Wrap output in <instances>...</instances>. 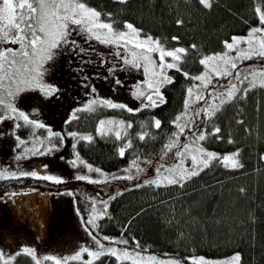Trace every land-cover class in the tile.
I'll use <instances>...</instances> for the list:
<instances>
[{
	"label": "snow or ice",
	"instance_id": "1",
	"mask_svg": "<svg viewBox=\"0 0 264 264\" xmlns=\"http://www.w3.org/2000/svg\"><path fill=\"white\" fill-rule=\"evenodd\" d=\"M198 3L208 9L213 6V0H198ZM251 11L252 18L245 22L246 32H233L223 39L222 50L200 53L198 59L202 69L191 71L182 66L189 47L180 43L179 35L171 37L175 46H166L161 42L162 37L144 33L131 20L116 19L113 12L94 6L90 0H0V122L11 121V127L0 130V137L11 135L15 138L16 161L33 155L55 154L68 146V138H71V153L60 159L72 166L86 167L87 173L77 171L74 178L103 185L100 192L108 193L102 199L95 195L85 196L90 209L86 218L81 205L75 208L94 244L82 243L70 255L45 253L44 257L29 244H22L11 253L0 248V264H13L20 254L30 255L35 264H43L44 259L55 264H68L69 261L109 264L101 261L105 254L115 257V264L128 261L131 264H185V259L192 264H242L241 251L224 258L203 254L186 258L165 254L162 258L140 250L135 236L131 237L136 245L133 248L128 246L127 238L99 233L98 221L109 215L110 202L129 189L184 186L213 162L230 169L243 167L240 148L221 152L206 147L202 141H207L209 136L221 140V126L215 123L218 113L226 105L246 97L257 86L264 87V0H255ZM175 23L182 24L183 20L177 19ZM101 46L106 49L102 50ZM190 47L197 49L195 43ZM252 58H257L256 64L243 63ZM101 69L106 70V74ZM133 69H142L144 76L128 87L134 100L100 94L95 80L108 81L115 93L126 84L121 70L131 72ZM63 70H70L69 78L75 75L76 87L72 91L83 92V96L77 95L67 105L68 110L57 123L50 114L44 113L42 101L51 105L53 100L64 99L62 78L49 75ZM170 70L182 74L190 82L185 85L181 109L168 119L166 128L165 121L154 112L168 103L167 89L177 81V75ZM64 88H67V81ZM136 102L138 106H133ZM102 108L149 112L147 118L139 121V130L134 134L129 132L133 120L102 116L96 123L95 133L100 136L107 138L114 133L118 141L116 154L120 157H126V150H134L128 163L114 173L82 157L78 144L93 142V132L71 128V122L79 119L81 113H94ZM54 110L55 106L51 111ZM240 122L243 123L242 117ZM24 129L30 130L27 137L20 134ZM38 129L45 134H37ZM158 140H162L158 158L155 154L150 158L139 147V142L147 147ZM227 140L232 142L233 137L228 135ZM261 157L264 158V153ZM150 167L154 174L149 173ZM29 177L56 183L60 186L57 194L76 196L80 191L66 186L69 176L49 170L47 163L30 166V170L23 169L19 163L15 167L0 166V179L5 182ZM119 181L126 182L127 186H120ZM109 184L115 191L108 187ZM5 186L9 191L0 189V203H7L11 198L14 205L18 195L37 191L32 187L15 189L7 183Z\"/></svg>",
	"mask_w": 264,
	"mask_h": 264
},
{
	"label": "trees",
	"instance_id": "2",
	"mask_svg": "<svg viewBox=\"0 0 264 264\" xmlns=\"http://www.w3.org/2000/svg\"><path fill=\"white\" fill-rule=\"evenodd\" d=\"M90 2L113 12L118 20H131L144 33L151 32L154 36L162 37L161 42L166 43V46H175L176 42L171 37L179 35L180 43L189 47L182 66L186 70L197 71L202 69L198 59L200 53L222 50L223 39L233 32H246L245 22L252 18L251 6L255 0H213L210 9L201 6L198 0ZM177 19H182L183 23L176 24ZM193 43L197 49L190 47ZM69 71H59L58 77L67 81ZM170 71L177 75V81L167 89L168 103L154 112L165 121L166 128L168 119L173 118L175 112L181 109L184 88L190 82L175 70ZM51 113L56 119L54 112ZM106 114L133 120L129 132L134 134L139 130V121L147 118L149 112L141 110V113H129L123 109L102 108L94 113H81L79 119L71 122V128L91 131L94 135L93 142L81 141L78 144L82 157L106 170H117L128 163L134 150H126V157L122 158L116 154L117 140L94 133L99 118ZM241 117L243 123L240 122ZM3 123L6 125L9 121ZM215 123L220 124V135L223 138L216 140L209 136L203 143L221 152L240 148L242 168L230 169L213 162L184 186H161L158 189L155 186H142L129 189L110 202L107 210L109 215L98 221L99 233L127 238L130 242L128 246L133 248L136 245L131 237L135 236L140 242V250L163 257L165 254L182 258L203 254L224 258L234 251H241L242 264H264V158L261 157V153H264V87L257 86L246 97L242 96L235 103L226 105L218 113ZM29 132V129H24L20 134L27 137ZM37 134L45 133L38 129ZM228 135L233 137L232 142L227 140ZM161 144L162 140H158L146 147L144 142H139V147L150 158L152 154L158 158ZM5 183L15 189L39 186L36 178L7 182L0 179V189L5 192L9 191ZM118 183L127 186L124 181ZM102 187L100 184H92V187L86 189L85 196L104 198L108 193H101ZM108 187L115 191L112 184ZM78 203L86 218L90 211L88 204H84L81 199ZM101 261L115 264V257L105 254ZM13 264H35V261L30 255L20 254ZM68 264L82 262L69 261ZM185 264L192 262L185 259Z\"/></svg>",
	"mask_w": 264,
	"mask_h": 264
},
{
	"label": "rangeland",
	"instance_id": "3",
	"mask_svg": "<svg viewBox=\"0 0 264 264\" xmlns=\"http://www.w3.org/2000/svg\"><path fill=\"white\" fill-rule=\"evenodd\" d=\"M12 46L18 45L13 44ZM101 49L105 50L106 46H101ZM154 55L158 56V53H154ZM243 63L256 64L257 58L243 61ZM101 70L106 74V70ZM58 72L49 73V75L58 76ZM121 72L123 73L122 79L126 81V84L120 86L115 93L111 91L108 81L100 79L94 82L97 83L101 95H113L114 98L132 101L134 98L130 96L128 87L132 85L134 80L144 79L143 70L137 71L133 69L131 72L121 70ZM119 74L120 72H118ZM74 78L75 75L73 74V77L67 80V88L63 87L66 93L63 100H53L51 105L47 101H42L44 103L43 111L46 115H49L51 109L55 106L53 112L57 116L56 119L53 118L54 115L52 113L50 115L57 123H59L60 116L66 111V105L71 104L77 95L83 96V92L72 91L76 87L73 83ZM60 83L61 86L64 85L63 79L60 80ZM84 91H88V89ZM33 98L35 99V97ZM133 106H138V102L134 103ZM102 116L122 118L114 114ZM8 127H11V121L6 125L3 122L0 123V130ZM107 138L116 140L114 133L109 134ZM70 143L71 138H68V146L55 154L33 155L16 161L14 156L15 138L11 135H7L6 138L0 137V158L3 165L15 167L19 163L23 169L30 170V166L39 167L47 163L49 170L69 176L68 181L65 182L66 186L72 187L74 190H81L76 196L63 193L57 194L59 185L38 179L39 186L32 187L37 189V191L18 195L15 198L14 205L11 202V198L7 203H0V248L4 249L6 253L17 251L22 244H29L36 247L37 254L41 257H44L45 253L63 256L65 254L70 255L82 243L94 244L75 211L76 206L79 205V199L83 200L85 204V191L87 188L92 187L90 182L75 179V173L77 171L87 173L88 170L83 166L69 165L66 160L60 159V156H67L71 153ZM106 171L114 173L116 170ZM149 173L154 174V170L151 167L149 168ZM92 174L95 175L96 173L93 172ZM86 256L87 254H85V258ZM160 257L163 258V256ZM43 264H55V262L50 259H44Z\"/></svg>",
	"mask_w": 264,
	"mask_h": 264
},
{
	"label": "water",
	"instance_id": "4",
	"mask_svg": "<svg viewBox=\"0 0 264 264\" xmlns=\"http://www.w3.org/2000/svg\"><path fill=\"white\" fill-rule=\"evenodd\" d=\"M0 166H3V162L2 159L0 158Z\"/></svg>",
	"mask_w": 264,
	"mask_h": 264
},
{
	"label": "bare ground",
	"instance_id": "5",
	"mask_svg": "<svg viewBox=\"0 0 264 264\" xmlns=\"http://www.w3.org/2000/svg\"><path fill=\"white\" fill-rule=\"evenodd\" d=\"M100 137V136H99ZM170 187H172V186H170Z\"/></svg>",
	"mask_w": 264,
	"mask_h": 264
}]
</instances>
